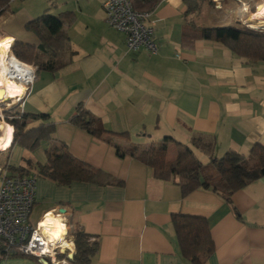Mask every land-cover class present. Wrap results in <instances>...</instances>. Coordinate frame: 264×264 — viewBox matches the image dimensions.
<instances>
[{"label":"crops","instance_id":"crops-1","mask_svg":"<svg viewBox=\"0 0 264 264\" xmlns=\"http://www.w3.org/2000/svg\"><path fill=\"white\" fill-rule=\"evenodd\" d=\"M104 1L51 3L55 14L74 15L65 26L73 54L56 71H36L19 109L46 113L54 132L51 139L28 149L20 143L8 146L14 128L6 121L0 124V142H6L0 149L5 154L0 171H7L6 164L26 161L43 165L46 149L61 142L75 158L122 184L76 181L61 186L31 170L28 176L36 180L31 224L48 213L56 235L65 223L69 237L64 245L73 253L72 230L75 224L82 226L99 243L90 264H191L180 251L171 217L174 213L201 216L214 245L202 264H264V175L234 192L231 204L206 188L183 195L176 181L155 178L151 168L130 156H117L111 144L70 121L82 107L105 129L128 133L114 137L116 142H131L139 149L170 136L169 158L181 145L190 147L195 156L204 154L208 161L229 150L247 156L254 144L264 146V61L249 62L220 41L198 39L192 45L182 41L187 18H199L197 24L204 26L256 28L252 23L264 18V0H204L187 17L183 0H160L152 10L155 53L126 49L124 35L106 22ZM38 12L30 4L10 3L0 16V44L11 61L12 50H6L4 41L39 44L25 28ZM4 95L16 101L22 92ZM14 101L10 107L16 106ZM192 137L212 143L210 153L195 147ZM0 264L38 262L26 256H0Z\"/></svg>","mask_w":264,"mask_h":264},{"label":"trees","instance_id":"trees-1","mask_svg":"<svg viewBox=\"0 0 264 264\" xmlns=\"http://www.w3.org/2000/svg\"><path fill=\"white\" fill-rule=\"evenodd\" d=\"M130 1L135 10L152 11L160 0ZM183 1L187 7L185 11L187 17L196 12L204 0ZM10 2L11 0H0V16L9 10ZM73 18L71 11L52 14L48 12V8L45 9L25 24V28L37 36L39 44L16 41L11 46L12 53L17 59L34 65L37 70L53 72L64 67L73 54L65 32L66 24ZM198 39L220 41L249 62L264 61V33L234 24L204 26L197 24L192 18H187L183 23L182 41L192 45ZM5 114L14 116L13 119L8 120L14 128L13 138L8 146L20 143L28 149H34L42 140L51 139L53 135L54 124L46 121L48 120L46 113H25L16 105L6 110ZM35 120L42 122L36 126H29ZM70 121L92 136L111 144L117 156H130L151 168L155 178L176 181L183 195L198 188H206L231 204V196L234 192L264 175V146L257 143L252 146L247 156L229 150L220 158L210 156L208 162L202 163L187 145H181L175 156L169 158L168 144L173 141L170 136H164L146 149H139L131 142L127 145L120 144L114 140V137H127V132L115 133L105 129L98 118L82 107L77 109ZM191 143L203 151L209 153L211 151L212 143L204 141L201 137H192ZM46 154L47 162L43 165H33L30 161H26L24 165L18 166L6 164L5 169L10 176H28L31 170H34L35 176L51 179L61 186L76 181L99 185L122 184L121 180L111 177L105 171L75 158L64 143L53 142L46 149ZM171 222L182 255L191 264H202L214 249L205 218L174 213ZM71 235L74 253L68 258L70 264H90L98 251L97 237L76 224ZM0 256L4 257L2 254Z\"/></svg>","mask_w":264,"mask_h":264},{"label":"built area","instance_id":"built-area-1","mask_svg":"<svg viewBox=\"0 0 264 264\" xmlns=\"http://www.w3.org/2000/svg\"><path fill=\"white\" fill-rule=\"evenodd\" d=\"M107 24L124 35L128 51L147 50L157 51L154 40L152 11H138L130 0H106L103 3ZM248 29L252 25H245ZM264 32V28L258 29ZM13 44V41L10 45ZM12 61L7 64L8 79L22 85L24 92L12 99H0V119L8 123L14 116L6 115L5 111L14 101L19 108L23 105L24 97L29 93L36 79V67L17 59L10 52ZM3 106V109H1ZM22 110V109H20ZM35 178L32 176H10L4 171L0 179V254L4 257L26 256L36 259L41 264H70V251L66 250L69 230L65 223L61 226L58 238L50 239L45 232L51 222L47 221L48 213L43 220L31 224L29 217L35 203ZM46 221V223L44 222Z\"/></svg>","mask_w":264,"mask_h":264},{"label":"bare ground","instance_id":"bare-ground-1","mask_svg":"<svg viewBox=\"0 0 264 264\" xmlns=\"http://www.w3.org/2000/svg\"><path fill=\"white\" fill-rule=\"evenodd\" d=\"M258 8V7H257ZM258 13V10L256 9V12ZM255 26L258 27H264V18L263 17H259V20H256V22L252 23ZM4 43L8 46L7 51L9 50V47L11 45V43H6L4 41ZM11 62V60L9 59L8 55H6L5 50L3 49L2 44H0V89H2V91H0V99L4 98V92H7L8 95H14L16 92H24V87L22 85L16 84L14 83L12 80L8 79L7 77V63ZM20 96V95H17ZM16 99V98H15ZM5 122V121H3ZM2 122V123H3ZM7 124V123H6ZM11 138H12V134H11ZM6 146V142H0V149H3ZM50 220H47L49 222H51V228L50 226H47L45 228V232L47 233V235L50 237V239L53 238H58L61 230L57 231V234L54 235L53 231H55V229L57 228L56 226L53 228V220L51 218H49ZM46 223V221H45ZM67 241L62 242V245H64Z\"/></svg>","mask_w":264,"mask_h":264},{"label":"rangeland","instance_id":"rangeland-1","mask_svg":"<svg viewBox=\"0 0 264 264\" xmlns=\"http://www.w3.org/2000/svg\"><path fill=\"white\" fill-rule=\"evenodd\" d=\"M53 1H56V3H58L59 5H62L63 3L67 4L70 6V2L71 0H11V6H17L18 4H27L32 7V9L36 10V9H39V12L37 13V15L41 14L45 9L48 8V12L50 13H53L55 14L56 11H53L54 8H52L51 6V3ZM69 3V4H68ZM198 18V17H197ZM193 20L196 22V23H199L201 22V19L198 18L195 19L193 18ZM2 120L0 121V124H2ZM4 123V122H3ZM12 133V132H11ZM157 141V140H155ZM153 143H156V142H153ZM198 153V152H197ZM204 153V152H203ZM170 154V153H168ZM196 157L197 159L202 162V163H206L208 160L206 159V157L204 156V154H196ZM220 158V157H219ZM5 159V154H3V152H0V162L3 161ZM3 172L0 171V179H1V176H2Z\"/></svg>","mask_w":264,"mask_h":264},{"label":"water","instance_id":"water-1","mask_svg":"<svg viewBox=\"0 0 264 264\" xmlns=\"http://www.w3.org/2000/svg\"><path fill=\"white\" fill-rule=\"evenodd\" d=\"M262 28H264V27H256V28H249V29H252V30H254V31H256V30H258V29H262ZM0 91H2V89H0ZM73 256V252H71L70 254H69V258H71Z\"/></svg>","mask_w":264,"mask_h":264}]
</instances>
